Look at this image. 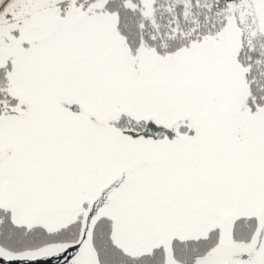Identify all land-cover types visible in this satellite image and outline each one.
I'll return each instance as SVG.
<instances>
[{
  "label": "snow or ice",
  "instance_id": "snow-or-ice-1",
  "mask_svg": "<svg viewBox=\"0 0 264 264\" xmlns=\"http://www.w3.org/2000/svg\"><path fill=\"white\" fill-rule=\"evenodd\" d=\"M0 264H264V0H0Z\"/></svg>",
  "mask_w": 264,
  "mask_h": 264
}]
</instances>
